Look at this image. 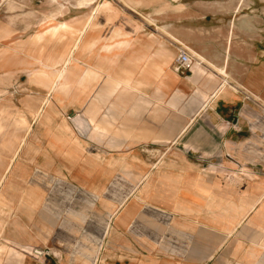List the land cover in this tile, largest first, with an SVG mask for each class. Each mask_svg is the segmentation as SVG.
I'll use <instances>...</instances> for the list:
<instances>
[{"label": "rangeland", "instance_id": "obj_1", "mask_svg": "<svg viewBox=\"0 0 264 264\" xmlns=\"http://www.w3.org/2000/svg\"><path fill=\"white\" fill-rule=\"evenodd\" d=\"M98 4L108 9L96 12L83 27ZM228 34H232L229 53L244 59L245 66L255 65L264 51V0H0V179L10 148L22 140L0 189L7 192L11 204L10 220L6 218L3 239L0 236L6 246L0 264H78L77 256L91 257L87 254L99 243L106 214H114L122 198L113 199L120 194L110 186L121 188L139 178L130 172L128 160L136 151H152L155 162L165 153L183 151L212 164L208 170H227L228 180L221 186L223 198L212 191L207 202L214 218L231 224L216 257L226 254L223 264H264V250L257 246L264 241L263 227L253 229L248 239L244 234L250 231V223L238 236L234 222L237 211L244 214L248 207L253 209L264 199V192L250 199L240 196L237 205L229 182H241L244 177L246 185L255 177H246L248 171L264 172V142L244 139L250 136L245 131L236 132L232 127L238 117L224 121L222 128L226 135L245 136L235 142H171L213 89L204 85L213 79L211 69L196 68L193 59L190 73L176 70L175 60L182 49L178 51L174 39L183 40L220 67L216 62L224 56ZM74 37L76 47L72 46ZM168 45L175 50L171 68L179 82L193 80L195 92L163 82L156 73L138 88L135 75L122 79L123 71H135L142 60H154L155 54H162L159 49ZM112 79L122 84L107 90ZM230 92L227 88L218 91L206 105ZM250 105L246 107L256 106ZM235 108L238 114L240 107ZM263 125L251 128L256 131L253 136H264ZM204 130L214 135L212 128L193 127L183 136L200 140ZM171 134L176 135L172 138ZM144 177L147 187L151 179L148 174ZM29 195L39 202L26 209L19 199L27 202ZM106 242L107 237L93 259L80 264L94 263ZM166 242L159 240L155 253ZM99 264L105 263L101 259Z\"/></svg>", "mask_w": 264, "mask_h": 264}, {"label": "crops", "instance_id": "obj_2", "mask_svg": "<svg viewBox=\"0 0 264 264\" xmlns=\"http://www.w3.org/2000/svg\"><path fill=\"white\" fill-rule=\"evenodd\" d=\"M262 52L261 55L258 54L255 65L250 66H245L244 59L238 55L228 52L227 83L229 87L237 86V92L232 90L226 95H221L211 105H205L199 110L197 107L190 115L193 118L188 125L189 129L212 128L214 135H209L210 132L205 134L204 130V135H201L203 139L196 140V136L187 137L182 134L177 140L188 145L197 142L221 143L222 140L235 142L239 137L245 136L237 133L226 135V129L222 131V128L224 121L229 122L228 119L234 121L238 117L232 127L236 128L234 129L236 132L245 131L250 133V136L244 139L251 138L255 142H264V136H253L256 131L251 129L264 124L261 123V120L264 122V51ZM252 58L255 59V56ZM216 63L222 65L224 56L218 57ZM186 73H190V68ZM252 103L256 106L249 109ZM237 105L240 107L238 114L235 108ZM257 111L263 115H259ZM179 126L180 124L175 127L178 129ZM176 134H171V137ZM153 154L155 153L152 151H136L128 158L131 164L130 172L139 177L135 181L136 186L132 181L121 188L110 186L114 188V193L120 194L113 199L127 196L123 205H119L114 214L110 217L106 214L107 220L96 243L99 242V245L106 237L107 242L103 251L98 250L94 264L97 262L99 264L101 259L105 264H223L228 260L226 254L220 253L216 257V251L221 247L224 238L229 237L226 227L231 224H228L227 219L214 218L212 211L207 207V202L212 191L223 198L221 186L228 180H225L228 171L220 167L208 170L212 164L199 162L183 151L165 153L157 162L154 161L157 157ZM248 172L246 177L248 175L255 177L246 185L244 177H241V182L229 181L232 184L231 197L237 205L240 196L244 200V197L255 198L264 192V172L258 174ZM144 174H148L151 179L147 187H144L145 177L142 178ZM76 184L79 185L78 178ZM224 199H228L227 195ZM261 201L264 202V199L258 200L246 215L237 211L234 221L236 235L239 236L238 232L244 225H249L248 223L251 226L250 231L244 234L248 239L253 229L259 230L263 227L264 234V204L261 205ZM260 208L263 210H259ZM121 213L123 214L117 219V214ZM106 223L109 224L110 233L103 237ZM82 239L87 240L85 236H82ZM159 240L167 242L163 245L164 248L155 253V246ZM98 245L93 246L87 255L94 256ZM119 250L122 252L119 253ZM180 251L184 252V256ZM210 254L212 257H208ZM77 257L74 260L78 264L93 259L83 255Z\"/></svg>", "mask_w": 264, "mask_h": 264}, {"label": "bare ground", "instance_id": "obj_3", "mask_svg": "<svg viewBox=\"0 0 264 264\" xmlns=\"http://www.w3.org/2000/svg\"><path fill=\"white\" fill-rule=\"evenodd\" d=\"M107 9H108L107 6L98 4L96 7H94L92 9L91 13L88 14L87 18L85 19L83 27L84 26L86 27L87 25H89L90 19L94 16V14L96 12H100V11L101 12H105ZM61 28H65V27H61ZM78 31H77V33H78ZM75 40L76 39L74 37V41H73V44H72L73 47H76V45H77V42H75ZM231 40H232V34H228L227 37H226L225 49H224V52H223L224 56H225L224 57V63L219 67V66H216V65L212 64L210 61H208L204 57L198 55L197 52L195 53L191 48L186 46V44L184 43L183 40L174 39V45L177 47L178 51L180 49L184 48V49H186L189 52V54L191 55L192 59L195 61L194 62V66L196 68L211 69V71H212L213 79L209 77L210 79L205 81L204 85H205V87L213 86V89L208 94L205 95L204 102L202 103L201 107L205 106L208 103V101L211 100L215 96V94L218 93V91H220V90H222L224 88H227V89H229L231 91L232 90L236 91L238 89V87L235 86V85H230L231 87H229L228 83H227L229 81V80H227L229 74L226 72V66H227L226 54H228V52H229V44H230ZM159 51H162V54H155L154 55V58H155L154 60H149V59L142 60L138 64V66H137L135 71H131V72L123 71V78L122 79L125 80V79H128L130 76L135 75L136 76V80H137L136 81V83H137L136 87L138 88L139 86H142V85L145 86L147 84L148 80H150L152 74L156 73L157 79L160 78L161 80H163V82H169L170 81V83L176 84L179 87V89L182 88L185 91L190 90V92H192V91L195 92L194 90L196 88L194 89V86H195L194 85V81L193 80H186V79L183 78L182 82H179V80H178L179 75L174 72L173 68H171V65H172V63H173V61L175 59V50L173 49V46L172 45L171 46H169V45L168 46H164V47L160 48ZM70 57H71V55H70ZM68 58H69V54H68L67 59L63 63L62 70L59 71V77L61 76V74H62V72L64 70V67L68 63V60H69ZM119 81H116V80L114 81L113 79L111 81H109L108 84H107V88H108L107 90H110V89L115 90L117 88V86L122 84ZM136 87L134 89L138 90ZM196 87H197V85H196ZM200 96H202V95H200ZM42 117H43V115H42ZM192 118L193 117L188 119L185 127H183L181 132H179V134L176 136V138L171 140V142H174L175 140H177V138L179 136H181L185 132V130L188 128L189 122H190V120H192ZM2 126L3 125L0 124V132H1L2 128H3ZM61 134L63 135V133H61ZM21 145H22V140H19L18 142L14 143L12 145V147L10 148V152H9L8 157H7V161L4 163V166L2 167V169L4 170L3 172L5 174H4V177H2L0 179V189H1V186H2V182H3L4 178L6 177L8 171H9L11 163H12L13 159L16 157ZM76 145H77V143H76ZM135 186H136V184H135ZM131 194H133V193H131ZM126 196L127 195H124L120 199V201L118 203V207H119V205L120 206L123 205V203L126 200ZM29 197L33 198L32 195H29ZM29 197L27 198V202L24 199L20 198L19 199L20 206L25 207L26 209H30V208L36 207V205L39 202V200H36L34 198L31 199ZM10 205L11 204L8 201L7 192H5L4 190L0 191V236H1V238L4 236L5 227L7 226L8 222L10 220V214H9V217H8V213L9 212L11 213V211H10L11 206ZM12 207L14 208V210L17 209L16 206H14V205H12ZM251 210L252 209L250 207H248V209L246 210V212L243 215L248 214ZM7 217L9 218V220L6 222V218ZM109 230H110V227H109V224H107L106 227L104 228L103 236L106 237L109 234ZM227 234H230V232H228ZM257 246L261 247L264 250V241L262 243H260V244H257ZM3 248L6 250L5 244L0 241V255L2 253L6 252V251L3 250ZM1 251H4V252H1ZM92 264H94V263H92Z\"/></svg>", "mask_w": 264, "mask_h": 264}, {"label": "built area", "instance_id": "obj_4", "mask_svg": "<svg viewBox=\"0 0 264 264\" xmlns=\"http://www.w3.org/2000/svg\"><path fill=\"white\" fill-rule=\"evenodd\" d=\"M191 63L192 58L189 53L185 49L180 50V53L177 55L175 60L176 70L178 72L185 73L189 70Z\"/></svg>", "mask_w": 264, "mask_h": 264}]
</instances>
